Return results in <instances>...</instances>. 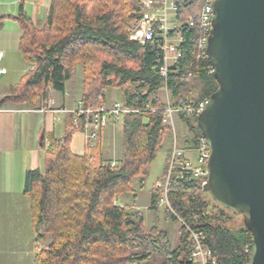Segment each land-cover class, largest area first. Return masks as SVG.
Segmentation results:
<instances>
[{
    "label": "trees",
    "instance_id": "16d2710c",
    "mask_svg": "<svg viewBox=\"0 0 264 264\" xmlns=\"http://www.w3.org/2000/svg\"><path fill=\"white\" fill-rule=\"evenodd\" d=\"M143 11L140 0H52L42 28L25 11L18 17L23 31L20 50L34 68L0 100V108L9 103L32 106L39 99L46 107L51 89L64 92L81 64L84 107H94L99 97L104 102L106 90L115 88L124 105L135 109L123 117L122 156L115 165L101 158L98 147L93 155L71 150L79 130L73 116L59 142L48 146L44 136V167L28 173L26 192L37 240L53 237L31 264H185L193 245L179 218L207 232L219 264H244L245 241L252 234L244 221L235 219L242 215L216 203L208 189L197 191V181L171 184L177 191L170 194L173 210L165 207V215L181 225L175 248L168 229L158 223L145 227L144 213L134 209L136 204L115 202L125 194L137 198L134 179L141 177L143 183L148 176L166 127L167 102L160 95L165 84L155 52L129 36L130 23ZM192 36L186 31L183 58L168 78L173 105L189 98L208 99L218 88L210 61L194 57ZM189 72L193 77L186 79ZM181 116L190 133L203 134L197 117ZM183 135L184 144L193 142ZM161 194L154 185L150 209H158Z\"/></svg>",
    "mask_w": 264,
    "mask_h": 264
},
{
    "label": "water",
    "instance_id": "95a60500",
    "mask_svg": "<svg viewBox=\"0 0 264 264\" xmlns=\"http://www.w3.org/2000/svg\"><path fill=\"white\" fill-rule=\"evenodd\" d=\"M208 55L218 88L197 118L211 147L208 191L242 215L251 264H264V0H216Z\"/></svg>",
    "mask_w": 264,
    "mask_h": 264
},
{
    "label": "crops",
    "instance_id": "0c3cea01",
    "mask_svg": "<svg viewBox=\"0 0 264 264\" xmlns=\"http://www.w3.org/2000/svg\"><path fill=\"white\" fill-rule=\"evenodd\" d=\"M51 2L0 0V100L34 68L20 50L23 31L18 17L25 11L33 24L42 28L48 18ZM78 70L82 73V84L68 85L72 76L66 82L64 92L51 89L46 107L43 100L39 99L32 106L9 103L0 108V264H31L42 246V240H37L31 224L30 199L26 192L27 175L30 171L42 170L44 167L41 136H45L47 144H56L73 116L57 110L75 109L80 103L82 67L77 66L75 72ZM109 89L106 90L103 103L123 101L117 89ZM117 123L110 122L102 129L100 139L92 149L87 147L85 133L78 130L72 137L71 150L78 155H93L98 147L103 160L118 163L121 156L117 158V152L119 150L122 153L123 132ZM117 128L119 138L117 131L115 136L112 135ZM136 207L141 206L137 204Z\"/></svg>",
    "mask_w": 264,
    "mask_h": 264
},
{
    "label": "built area",
    "instance_id": "2783aa9c",
    "mask_svg": "<svg viewBox=\"0 0 264 264\" xmlns=\"http://www.w3.org/2000/svg\"><path fill=\"white\" fill-rule=\"evenodd\" d=\"M216 0H140L144 11L134 20L129 29L130 39L142 45H149L155 52V62L159 66L164 79L165 90L169 91L168 78L170 73H176L177 63L183 58L185 33L191 31L194 38V57L198 60H209L208 45L213 28ZM2 52H0V55ZM214 74L213 66H208ZM193 77V72L186 79ZM96 100L94 107H84L80 102L75 109L60 108L62 113L73 114V123L86 136V144L92 149L100 139L101 131L110 122L117 123L132 111L120 101L107 104ZM208 99H187L182 105L167 103L164 113V125L173 127V140L170 147L167 168L163 177L156 182L161 189L158 206L172 209L170 194L177 191L172 188L173 180L191 183L198 182L197 191L208 189V163L211 157V147L208 139L202 134L195 137L187 134L193 142L186 145L177 136L175 125L172 124L176 113L197 117L203 111ZM51 102H54L53 100ZM147 110V109H145ZM80 117L82 122H80ZM92 159V158H91ZM113 165L116 162H112ZM182 225L189 231L193 251L185 264H219L214 254L209 237L203 228H193L179 218ZM253 254V238L245 241L244 264H251Z\"/></svg>",
    "mask_w": 264,
    "mask_h": 264
},
{
    "label": "rangeland",
    "instance_id": "374dc122",
    "mask_svg": "<svg viewBox=\"0 0 264 264\" xmlns=\"http://www.w3.org/2000/svg\"><path fill=\"white\" fill-rule=\"evenodd\" d=\"M134 20L130 23L129 29L134 24ZM77 66L80 68L82 67L81 64H78ZM79 83L82 84V73L80 70H78L77 72L74 73L72 79L67 84L73 85V84H79ZM111 90L112 89H109L108 91H111ZM160 95H161V97L164 98V100L167 103L168 102L172 103L170 101V91L165 90V87H163V91L160 92ZM120 99H121V94H120ZM189 99L196 100L194 98H189ZM186 100L187 99H185L182 103L178 104V106L182 105ZM120 102L123 103L122 100H120ZM117 124L121 125L120 128L123 131V120L118 121ZM172 124L175 125V130H176L178 138L180 139L181 142H183V136H184L183 134H190V131L188 129V126L185 124L180 113L175 114V116L173 117V120H172ZM116 131H117L118 138H119L120 132H119L118 128H117V130L113 131L112 135L115 136ZM172 136H173V127L171 125H169V126L165 127L163 142L160 145V149H159L157 157L152 161V163L150 165L148 176L145 178L143 183H141V177H136L134 179L133 187L135 190L134 193L136 194L137 198L134 200L133 194H125L122 197H119V198L116 197L115 202L120 203V204H129V205L136 204L134 209L135 210L141 209L142 212L144 213V225H145V227L150 229L153 224L158 223L161 227L168 229L170 232V239H171L172 246H176V244L178 242V238H179L178 230L181 226L180 223L176 222L172 217H169L167 219V217L165 215V207L164 206H159L157 210H153V209L149 208L151 189L156 184L158 179H161L163 177V170H164L165 165H166L169 148L172 145V140H173ZM48 145H50V144L48 143ZM113 152H114V149L112 151V156L114 155ZM120 156H122V153H120V151L118 150L117 158ZM118 159L120 160V158H118ZM119 160H117V161H119ZM137 204H139L141 207H136ZM235 219L240 221L241 224L244 221L243 217L240 215L235 216ZM52 237L53 236H48L45 239H39V240H42V246L40 249L47 246L50 243ZM140 264H144V262L141 261Z\"/></svg>",
    "mask_w": 264,
    "mask_h": 264
}]
</instances>
